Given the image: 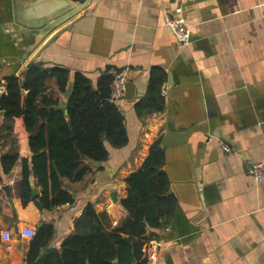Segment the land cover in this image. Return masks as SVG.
I'll list each match as a JSON object with an SVG mask.
<instances>
[{
	"label": "crops",
	"instance_id": "0c3cea01",
	"mask_svg": "<svg viewBox=\"0 0 264 264\" xmlns=\"http://www.w3.org/2000/svg\"><path fill=\"white\" fill-rule=\"evenodd\" d=\"M72 0H0V83L21 76L32 62L67 68L66 104L79 72L97 88L109 71L126 72L124 114L129 142L106 144L109 157L78 183L64 181L72 205L39 210L19 198L23 161L31 159L23 118L0 122V264H27L32 239L23 228L54 227L49 248L60 249L75 233L88 205L107 214L108 230L128 216L121 201L126 179L138 171L153 144L165 151L172 217L156 234L158 264H264V182L246 172L264 164V0H91L72 19L41 37L47 24L69 11ZM182 8L191 42L182 45L166 22ZM47 48L44 44L64 30ZM155 69L167 80L165 107L139 116ZM228 150V151H226ZM17 156L5 173L1 159ZM36 188L34 178L31 183ZM9 187L11 196L5 191ZM39 197L40 190L37 188ZM113 194L117 202L113 201ZM12 233V249L2 232ZM48 250V249H47Z\"/></svg>",
	"mask_w": 264,
	"mask_h": 264
},
{
	"label": "trees",
	"instance_id": "16d2710c",
	"mask_svg": "<svg viewBox=\"0 0 264 264\" xmlns=\"http://www.w3.org/2000/svg\"><path fill=\"white\" fill-rule=\"evenodd\" d=\"M70 75L67 68H47L42 62H32L21 76L5 80L7 94L0 96V111L5 112L6 121L23 118L30 135L32 156L30 161H23L18 192L24 206L32 200L31 176L45 210L74 204L73 196L64 190V181L81 182L95 171L92 162L107 161V143L122 149L129 142L124 114L110 97L113 74L105 72L94 89L89 78L75 73L65 113L58 107ZM166 80L163 70L153 71L148 93L136 106L139 116L164 110L162 87ZM16 162L17 156H3L4 172H11ZM164 166L165 151L158 141L143 166L126 179L127 196L121 204L128 216L118 228L108 230L107 214L98 215L88 205L76 222L75 233L63 241L60 249L49 248L54 227L42 225L32 239L26 263L145 264L144 245L158 239L156 234L149 236L148 230L162 228L177 207L175 198L168 195L170 182Z\"/></svg>",
	"mask_w": 264,
	"mask_h": 264
},
{
	"label": "built area",
	"instance_id": "2783aa9c",
	"mask_svg": "<svg viewBox=\"0 0 264 264\" xmlns=\"http://www.w3.org/2000/svg\"><path fill=\"white\" fill-rule=\"evenodd\" d=\"M166 22L172 33L176 36L178 41H186L190 38V28L183 16L182 8L169 10L166 13ZM188 45V43L186 44ZM127 75L126 72L118 70L113 73V80L111 84V99L115 102H121L126 96ZM7 94V83L3 81L0 86V96ZM228 151V150H226ZM246 172L256 182H264V164H247ZM20 236L26 239H33L36 231L33 228H23L20 230ZM2 241L7 244L9 250L12 249V233L10 230L2 232ZM162 244L160 240L153 239L148 241L143 247V257L145 264H158L160 250Z\"/></svg>",
	"mask_w": 264,
	"mask_h": 264
},
{
	"label": "water",
	"instance_id": "95a60500",
	"mask_svg": "<svg viewBox=\"0 0 264 264\" xmlns=\"http://www.w3.org/2000/svg\"><path fill=\"white\" fill-rule=\"evenodd\" d=\"M91 0H86L85 2L81 3V4H75L73 2L69 3V11L65 12L64 14H61L60 16H58L52 23L47 24L46 28L43 30L41 37L46 38L49 33L53 30H55L56 28H58L59 26L63 25L64 23H66L68 20L72 19L73 17H75L77 14H79L80 12H82L90 3ZM70 26L66 27L64 30L60 31L59 33H57L56 35L52 36L45 44H44V49L49 47L51 44H53L57 38L61 35V33L70 30ZM191 42V36L188 40L186 41H182L181 44L182 45H186L187 43L190 44ZM22 87L24 86V82H22ZM21 95L22 98L25 97L26 93L24 90L21 91ZM67 105L66 104H61L58 108L62 109L65 111V113H67ZM5 117V112L4 111H0V122L3 121ZM30 183H31V177H30ZM5 191L8 193L9 196H11L9 187H5L4 188ZM31 189H32V193H31V199L33 201V203L35 204V206L39 209V210H44L43 204L41 203L40 199H39V194L37 191V188L31 184ZM66 190V189H64ZM67 191V190H66ZM168 195H170V193H168ZM113 201L116 203L117 202V196L116 194H113L112 196ZM42 226V223L38 224V228H40ZM47 251L43 250L41 252V256L44 255V253ZM116 263V262H115Z\"/></svg>",
	"mask_w": 264,
	"mask_h": 264
}]
</instances>
